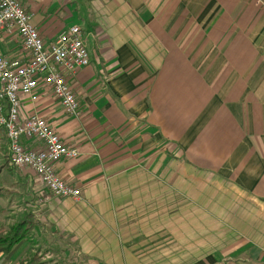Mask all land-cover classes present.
I'll return each instance as SVG.
<instances>
[{"label": "crops", "instance_id": "obj_1", "mask_svg": "<svg viewBox=\"0 0 264 264\" xmlns=\"http://www.w3.org/2000/svg\"><path fill=\"white\" fill-rule=\"evenodd\" d=\"M22 5L45 42L58 35L51 19L59 13L82 31L89 65L67 79L79 117L66 115L49 91L23 106L24 115L38 114L65 145L78 148L76 160H63L55 170L81 197L46 200L34 173L9 168L0 130V172H15L10 187L21 190L15 205L0 209V232L14 225L11 215L4 216L13 206L33 222L15 254L5 262L0 254V262H94L125 254L130 238L120 234L119 195L144 194L146 186L118 190L109 180L136 173L146 179L175 167L192 177L205 174L245 200L238 214L231 209L235 229L223 246L193 264H264V0ZM0 56L21 58L18 39L0 34ZM22 144L40 148L38 142Z\"/></svg>", "mask_w": 264, "mask_h": 264}, {"label": "rangeland", "instance_id": "obj_2", "mask_svg": "<svg viewBox=\"0 0 264 264\" xmlns=\"http://www.w3.org/2000/svg\"><path fill=\"white\" fill-rule=\"evenodd\" d=\"M51 20L56 33L72 25L71 20L64 18L61 13ZM2 166L0 164V170ZM8 166L11 167L10 164ZM2 170L0 209L7 204L10 208L21 198L20 188L10 187L15 181L9 174L15 172L5 167ZM131 176L129 179L122 175L115 180L110 179L108 183V186H115L118 190L129 186H146L147 192L144 194L143 191H135V194L133 191L130 194L121 191L119 195L120 234L130 240L135 237L134 241L128 239V252L94 262L80 258H56L57 264H70V261L72 264H193L209 251L221 247L223 240L235 229L229 223L231 209L238 214L239 209L244 207V199L226 186L215 184L205 174L199 178L192 177L186 170L181 172L178 169L175 172L174 167L166 175H147L146 179L138 178L139 173ZM13 208L12 212L7 211L4 215L12 216L11 225L24 219L18 207ZM3 222H10V219ZM35 256L39 263L42 257ZM1 260L5 262L6 258Z\"/></svg>", "mask_w": 264, "mask_h": 264}, {"label": "built area", "instance_id": "obj_3", "mask_svg": "<svg viewBox=\"0 0 264 264\" xmlns=\"http://www.w3.org/2000/svg\"><path fill=\"white\" fill-rule=\"evenodd\" d=\"M0 34L18 38L22 50L21 58L0 56V129L6 135L9 164L34 173L47 190L46 200H78L79 188L66 184L55 170L63 160H76L78 148L65 145L38 114L24 115L23 106L49 91L66 115L79 117V103L67 79L89 65L81 28L70 25L45 42L22 0H0ZM22 140L38 142L40 148H26Z\"/></svg>", "mask_w": 264, "mask_h": 264}, {"label": "trees", "instance_id": "obj_4", "mask_svg": "<svg viewBox=\"0 0 264 264\" xmlns=\"http://www.w3.org/2000/svg\"><path fill=\"white\" fill-rule=\"evenodd\" d=\"M30 217L27 216L23 221L14 224L8 230L0 232V254H3L6 260L15 254L16 250L30 235L33 229V222Z\"/></svg>", "mask_w": 264, "mask_h": 264}]
</instances>
